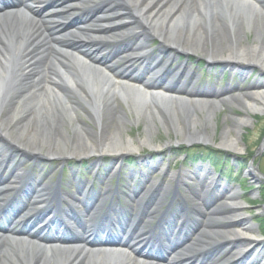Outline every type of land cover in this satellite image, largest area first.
Instances as JSON below:
<instances>
[{
  "label": "bare ground",
  "instance_id": "1",
  "mask_svg": "<svg viewBox=\"0 0 264 264\" xmlns=\"http://www.w3.org/2000/svg\"><path fill=\"white\" fill-rule=\"evenodd\" d=\"M11 1L10 8L15 7L14 12L0 18V140L7 141L2 135L6 132L16 148L35 152L47 160L65 162L72 157L101 160L106 155L121 159L149 145L158 124L176 142L189 145L212 142L213 133L208 130L216 112L212 103L198 106L192 99L183 98L184 94L164 90L157 82L142 78L147 65L156 58L159 60L154 51L166 54L163 62L169 65L174 63L176 55L195 53L208 64H247L264 72V0ZM48 3L53 6L42 10ZM92 4H95L94 10H91ZM19 7L22 12H19ZM92 11H97V14L74 23L72 31L65 33L62 29L79 15ZM101 37L112 40L108 42L110 47L115 44L125 51L117 56L123 60L118 66L109 63L111 55L110 52L105 53L107 44L100 41ZM154 40H157V45L153 48ZM176 71L184 73L193 82H197L199 77L195 70L183 63L177 64ZM110 75L129 80L142 88L115 82ZM231 89L230 85L213 87L210 93L224 98ZM182 90L185 93L187 87ZM201 91L209 94L206 90ZM243 91V100L237 96L231 101L236 102L243 112L264 111V81L256 79ZM51 100L62 103V108L51 109ZM121 101L125 110L120 106ZM128 114L133 116L132 124L144 122L145 116L150 119L143 130L145 135L139 138L138 143L121 134L129 124ZM225 118L233 120L235 126L224 128L219 145L237 150V138L231 132L248 120ZM171 142L172 139L168 138L162 146L153 148L168 149ZM40 150L45 153H40ZM20 164L7 160L0 147V196L9 207L5 215L12 211L11 208L16 209V204L10 201L12 196L23 198L28 203L23 209L27 212L46 203V198L40 193L51 189L45 186L33 194L23 191L24 187H31V179L30 171L21 169ZM6 171L7 175H4ZM254 171L250 166L249 173L256 178ZM190 173H165L158 185L165 183L166 177L174 183L175 189L182 187L185 193L198 197L201 196L192 183L194 178H198L204 187H213V190L223 188L221 193L227 201L222 203L223 213L229 214L224 224L214 218L217 211L208 205L201 210L197 203L186 204L175 195L160 213L154 206H161L162 202L151 196V206H141L136 199H131L126 207L113 205L109 207L110 212L101 215V208L92 212V206L88 204L96 194L86 201L85 212L87 215L90 213L92 230L88 237L97 225L107 224L108 231L111 226L117 229L118 224L127 225V231L137 238L131 247L134 256L95 249L106 244L126 248L130 240L123 245L115 244L120 242L119 239L108 238L102 242L92 238L90 243L84 242L83 249L55 253L31 241L10 240L0 235V264H157L153 261L198 264L217 245L222 247L211 258L221 260L219 263L238 258V261L264 264V248L259 247L261 243L253 236L252 224L240 213L236 192L222 184L220 177L213 176L206 164L193 167ZM171 188L170 184L165 186L167 191ZM56 198L55 194L53 199ZM202 200L207 204L205 198ZM58 215L57 212L53 219L58 220ZM158 215H161L160 219L167 215L169 221L154 225L145 222V218ZM192 217L197 218L200 224H188ZM0 220V230L7 229L12 233L22 229L11 227L7 219ZM46 224L37 235L44 232L42 229ZM194 235L192 250L173 253L182 240L188 239L185 244L190 243ZM163 242L168 245L162 248ZM154 249L161 250L167 257L153 258ZM229 250L232 251L227 256Z\"/></svg>",
  "mask_w": 264,
  "mask_h": 264
},
{
  "label": "rangeland",
  "instance_id": "2",
  "mask_svg": "<svg viewBox=\"0 0 264 264\" xmlns=\"http://www.w3.org/2000/svg\"><path fill=\"white\" fill-rule=\"evenodd\" d=\"M90 14H87L85 17H88ZM81 19V16L79 18ZM251 43V42H250ZM157 45V40L153 41L152 47L154 48ZM122 48H118L117 51L121 52ZM113 51L110 47H107L105 52ZM154 54L159 55V58H165L166 54H158L157 51H154ZM165 55V56H164ZM176 63H183L189 65L196 74L199 75L197 78L198 81L206 83L209 86L222 87L230 85L232 89L226 95L227 101L221 107L215 108L216 112L214 113L213 123L209 126V133L212 134V142H200L195 144H186L184 142H176L172 135L165 133L163 128L158 124L157 131L154 134L153 139L149 145L143 146L139 151H133L131 154H128L124 158H116L112 155H106L101 160H97L95 157H88L84 159L70 158L65 162L60 160H48L45 161L35 152H28V150H22L20 148L8 149L3 145V142L0 141V147L3 149L6 157L8 159H15L16 162H23L25 168H33L32 175L33 179L42 178L45 182L55 185L57 182L62 196L67 195V192L72 193L70 198L67 197L68 201L72 202L74 206V211L77 213H83L82 206H76L79 203L81 196L78 195L76 191V186L82 183V188L86 185L85 189L89 190L91 188V182L97 184L94 185V191H99L100 183H113L112 190H115V182L124 180V187H120L121 191L126 192V194L119 193V190L114 194L115 199L113 203H119V207H126L128 198L132 197L130 192V181L135 179L146 180L153 183H158L162 177L166 174H174L179 172L190 173L193 171V167H197L200 164H206L210 166L211 174L215 177H220L222 184H227L236 192V202L241 205L240 213H242L246 218L249 224H252L254 227V237L261 243V246L264 248V238L260 234L261 228L259 227V219L264 218V176L261 172L264 173V111H257L255 113L243 112L242 108L239 105L231 101V99L239 96L241 100L243 94V88L252 85L253 81L260 79L264 81V72L258 71V68H253L247 64H240L239 66H227L225 64H208L205 59L201 58L198 54L192 53L188 56L176 55ZM193 59V60H192ZM111 64L119 65L120 60L117 58H112ZM28 100V99H25ZM50 105L53 107L51 109L62 108L63 104L55 100L50 101ZM121 108L125 110V104L123 101L120 102ZM203 107V106H202ZM135 111L141 112L139 110ZM143 112H141L142 114ZM225 116H230L232 118H244L248 122L244 124L241 128L234 129L231 134L237 138V150H232L225 148L220 143V133L224 130L225 127H233V120L226 119ZM127 119L129 124H126L124 131L121 133L122 136L131 138L133 143H138L139 138L143 137L145 133L143 132L144 127L147 123H150V119L145 116L144 122H139L138 124H132L133 116L128 114ZM6 132H2V135L6 136V139L10 140L7 137ZM168 138L172 139L171 146L168 149H156L154 146H162ZM262 143V144H261ZM198 146L211 148L213 150H218L221 153H218L217 162L209 159L196 161V159L190 160L189 157H192L193 153L201 152L203 150L196 149ZM196 145V146H194ZM4 146V147H2ZM259 146H262L261 152L258 153ZM184 147L189 149L190 153L187 154L181 150ZM196 149V150H195ZM46 151V149H44ZM44 150H40V153H45ZM252 151H257L256 155L250 156ZM20 152V153H18ZM207 152V151H204ZM225 154L226 157H223ZM36 156V158H34ZM196 161V162H195ZM131 162H133L131 164ZM221 162V163H219ZM224 163V164H222ZM86 165L87 176L91 178L88 181H85L84 177L80 174L81 166ZM139 164V165H138ZM255 169L254 174L256 178H253V175L249 173V167ZM139 167H141L139 169ZM134 169V170H132ZM139 169V170H138ZM138 170L137 173H134ZM131 172L134 173V178L130 177ZM253 173V172H252ZM7 172L4 173L6 175ZM165 183L170 184L172 188L174 183L169 182L166 178ZM191 180V179H190ZM197 188L202 189L204 187L201 184V181L198 178H194L192 181ZM133 183L131 182V185ZM73 187V188H71ZM241 187L244 188V191L241 190ZM68 189V191L64 189ZM213 187L203 188L204 193L206 194L207 200L209 201L210 197L215 195H220V192L223 191V188H218V191H209ZM250 189L249 191H247ZM176 197L181 199L185 197L186 201L191 200V195L185 194L182 187L177 189ZM70 193V194H71ZM118 195V197H117ZM260 202L254 206L246 204V200L249 197ZM66 198V196H64ZM171 198L164 200V204L158 208V210L166 208L167 203ZM225 202L223 199L222 203ZM52 205L56 206V202H52ZM221 202L214 204L212 209L223 210V205H220ZM59 208L65 207L64 203L61 202L58 204ZM203 209V205L201 207ZM107 208L105 209V211ZM164 210V209H163ZM256 215L261 216L259 218L255 217ZM220 223H224L226 220V214L217 213L213 214ZM156 217V216H155ZM193 218V217H192ZM159 217L157 218H146L145 221H150L156 223ZM168 220V216L163 218V222ZM188 224H200L197 218H193ZM196 238L194 235L191 239ZM219 241H221L218 238ZM220 244V243H219ZM165 245V243H164ZM222 247L217 245L213 252H209L206 259L198 264H216L217 261L211 259L213 253H217L218 249ZM232 250H229L227 256H230ZM177 252V251H176ZM228 257H225L227 259ZM224 259V258H223ZM220 264H258L257 262L250 261H234L228 259L227 261Z\"/></svg>",
  "mask_w": 264,
  "mask_h": 264
},
{
  "label": "trees",
  "instance_id": "3",
  "mask_svg": "<svg viewBox=\"0 0 264 264\" xmlns=\"http://www.w3.org/2000/svg\"><path fill=\"white\" fill-rule=\"evenodd\" d=\"M206 151L207 152L202 151L201 155L204 156V157L210 158V157L214 156L215 154H217V151H213L212 149H206ZM258 221L260 223L259 225H260L261 231L264 233V218H261Z\"/></svg>",
  "mask_w": 264,
  "mask_h": 264
}]
</instances>
